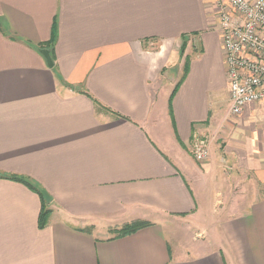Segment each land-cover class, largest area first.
Wrapping results in <instances>:
<instances>
[{
	"label": "crops",
	"instance_id": "0c3cea01",
	"mask_svg": "<svg viewBox=\"0 0 264 264\" xmlns=\"http://www.w3.org/2000/svg\"><path fill=\"white\" fill-rule=\"evenodd\" d=\"M215 2L0 0V264H264V99L230 113Z\"/></svg>",
	"mask_w": 264,
	"mask_h": 264
},
{
	"label": "built area",
	"instance_id": "2783aa9c",
	"mask_svg": "<svg viewBox=\"0 0 264 264\" xmlns=\"http://www.w3.org/2000/svg\"><path fill=\"white\" fill-rule=\"evenodd\" d=\"M217 30L223 41L230 84V113L264 99V0H216ZM197 161L210 156L208 139L194 137Z\"/></svg>",
	"mask_w": 264,
	"mask_h": 264
},
{
	"label": "trees",
	"instance_id": "16d2710c",
	"mask_svg": "<svg viewBox=\"0 0 264 264\" xmlns=\"http://www.w3.org/2000/svg\"><path fill=\"white\" fill-rule=\"evenodd\" d=\"M183 41L184 42H183V45H182V48H181V55L185 54L186 37H183ZM50 51H51V56H52L53 61H54V54L52 52V48L51 47H50ZM187 62H188V58H186L185 67H184L185 74L187 73ZM178 87H179V84L176 85V88H178ZM176 88L173 91V93L176 91ZM97 104L101 108H105L100 103H97ZM2 176L7 177V178L12 179V180L23 182V183L27 184L28 186H30L31 188H33L34 190H36L41 195L43 204H42V211H41V216H40L39 222H40L41 225H44L46 220H47V218H48V215L50 213V209L48 208V205L46 203V196L43 193V191H41V189L36 184H34L33 181H31L30 179H28L26 177H22V176H19V175H13V174L12 175H2ZM150 224H151L150 222L145 221V220H135V221H132V222H130L128 224H125L122 227V229L117 232V235L131 234V233L136 232L137 230H140L142 228H145V227L149 226Z\"/></svg>",
	"mask_w": 264,
	"mask_h": 264
},
{
	"label": "rangeland",
	"instance_id": "374dc122",
	"mask_svg": "<svg viewBox=\"0 0 264 264\" xmlns=\"http://www.w3.org/2000/svg\"><path fill=\"white\" fill-rule=\"evenodd\" d=\"M210 155H211V147H210ZM171 222H170V228L172 232H176V234H179V233L184 234L187 232H189L190 234L192 232L195 235L196 230L198 229L196 221H194L191 217H184V218H180L178 221H174L172 223ZM128 223L130 222L128 221L127 222H117V223L110 222V223H106L107 226H99L96 229H94L95 227L92 226L91 229L96 230L102 236H110L113 234H117V232L120 231L122 227Z\"/></svg>",
	"mask_w": 264,
	"mask_h": 264
},
{
	"label": "water",
	"instance_id": "95a60500",
	"mask_svg": "<svg viewBox=\"0 0 264 264\" xmlns=\"http://www.w3.org/2000/svg\"><path fill=\"white\" fill-rule=\"evenodd\" d=\"M41 53L46 58L48 65L52 67L54 65V61H53V58L51 56L50 49H45V48L44 49H41Z\"/></svg>",
	"mask_w": 264,
	"mask_h": 264
}]
</instances>
